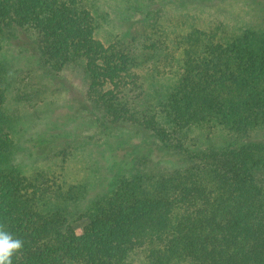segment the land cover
Segmentation results:
<instances>
[{"label": "trees", "instance_id": "obj_1", "mask_svg": "<svg viewBox=\"0 0 264 264\" xmlns=\"http://www.w3.org/2000/svg\"><path fill=\"white\" fill-rule=\"evenodd\" d=\"M96 25L83 0H0V35L18 27L33 36L50 72L80 63L91 106L150 133L133 162L151 163L159 150L186 164L120 177L77 208L80 185L8 164L15 119L0 58V227L23 242L12 264H133L137 254L145 264H264V142L248 138L264 128V24L173 35L153 70L177 80L151 105L134 94L133 58L104 45ZM214 127L234 140L196 147L192 130Z\"/></svg>", "mask_w": 264, "mask_h": 264}, {"label": "rangeland", "instance_id": "obj_2", "mask_svg": "<svg viewBox=\"0 0 264 264\" xmlns=\"http://www.w3.org/2000/svg\"><path fill=\"white\" fill-rule=\"evenodd\" d=\"M83 4L96 20L95 36L133 58L134 94L142 93L145 105L162 98L177 80L176 75H157L153 70L156 63L161 65L158 58L173 35L191 28H217L224 34L264 24V0H83ZM14 29L0 35V58L9 69L5 107L15 119L7 155L10 166L25 175L40 171L60 183L80 185L83 192L76 206L85 208L96 197L109 195L120 177L186 164L180 156L159 150H153L151 163L133 162L134 148L148 149L153 141L150 133L104 118L88 101L80 63L50 72L40 61L33 36ZM190 134L200 148L234 140L222 127L194 129ZM248 136L264 142V128ZM108 141L117 145L108 149ZM143 260L137 254L133 264H145Z\"/></svg>", "mask_w": 264, "mask_h": 264}, {"label": "clouds", "instance_id": "obj_3", "mask_svg": "<svg viewBox=\"0 0 264 264\" xmlns=\"http://www.w3.org/2000/svg\"><path fill=\"white\" fill-rule=\"evenodd\" d=\"M23 242L0 227V264H12L13 255L22 248Z\"/></svg>", "mask_w": 264, "mask_h": 264}]
</instances>
